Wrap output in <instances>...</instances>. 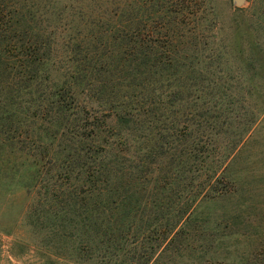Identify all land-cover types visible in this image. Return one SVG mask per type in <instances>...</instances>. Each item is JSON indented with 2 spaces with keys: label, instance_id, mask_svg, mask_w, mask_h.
<instances>
[{
  "label": "trees",
  "instance_id": "trees-1",
  "mask_svg": "<svg viewBox=\"0 0 264 264\" xmlns=\"http://www.w3.org/2000/svg\"><path fill=\"white\" fill-rule=\"evenodd\" d=\"M199 10L0 0V155L34 169L26 222L50 264H227L205 209L233 195L228 171L264 125V40L230 41L259 99L238 115L242 87L210 69L220 56L201 66Z\"/></svg>",
  "mask_w": 264,
  "mask_h": 264
},
{
  "label": "rangeland",
  "instance_id": "rangeland-1",
  "mask_svg": "<svg viewBox=\"0 0 264 264\" xmlns=\"http://www.w3.org/2000/svg\"><path fill=\"white\" fill-rule=\"evenodd\" d=\"M197 5L202 20L199 29L204 34L199 46L206 47L200 52L201 66H210L209 57L219 55V62L210 69L220 71L223 83L242 87L236 98L244 102V111H237L238 115L252 113L259 99L245 94L248 79L242 77V64L229 48L232 36L242 28L264 40V0L241 4L238 0H197ZM13 152L7 149L0 155V264H50L48 260L56 257L43 245L47 233L36 234L26 222L32 200L27 185L33 182L34 169L28 159L17 160ZM235 160L228 171L236 188L233 195L205 209L221 225L220 242L211 255L227 264H246L248 259L264 264V125L250 136Z\"/></svg>",
  "mask_w": 264,
  "mask_h": 264
},
{
  "label": "water",
  "instance_id": "water-1",
  "mask_svg": "<svg viewBox=\"0 0 264 264\" xmlns=\"http://www.w3.org/2000/svg\"><path fill=\"white\" fill-rule=\"evenodd\" d=\"M244 0H238V2L241 4Z\"/></svg>",
  "mask_w": 264,
  "mask_h": 264
}]
</instances>
